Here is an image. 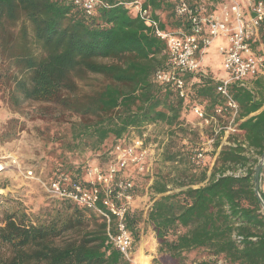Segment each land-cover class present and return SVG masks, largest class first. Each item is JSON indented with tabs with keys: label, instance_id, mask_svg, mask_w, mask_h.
<instances>
[{
	"label": "trees",
	"instance_id": "16d2710c",
	"mask_svg": "<svg viewBox=\"0 0 264 264\" xmlns=\"http://www.w3.org/2000/svg\"><path fill=\"white\" fill-rule=\"evenodd\" d=\"M104 1L107 5L88 17L70 0H0V84L8 88L11 111L26 116L30 104L37 103L44 115L69 124L63 135L68 154L51 179L60 174L84 178L90 163L76 165L70 154L100 151L107 163L115 144L163 125L162 161L187 167L177 168L171 178L136 169L125 173L134 182V198L148 194L152 201L146 216L139 209L127 215L134 243L151 228L160 264H186L193 253H198L195 264H264V210L253 178L258 159L242 145L223 146L210 174L208 167L191 164L203 139L188 122L191 106L198 103L212 113L223 101L219 81L196 76L190 101L173 85L156 82L155 72L167 59L165 42L126 7L133 0ZM192 1L212 12L226 0ZM144 6L162 29L189 31V23L176 16L173 0H144ZM261 40L264 44V27ZM251 82L252 88L233 83L230 92L240 105L237 128L262 156L264 77ZM24 128L23 120L11 117L0 129V144ZM251 161L248 174H225ZM0 198L8 203L0 220V264H130L93 211L49 198L27 212L22 203Z\"/></svg>",
	"mask_w": 264,
	"mask_h": 264
},
{
	"label": "built area",
	"instance_id": "2783aa9c",
	"mask_svg": "<svg viewBox=\"0 0 264 264\" xmlns=\"http://www.w3.org/2000/svg\"><path fill=\"white\" fill-rule=\"evenodd\" d=\"M70 1L88 17L98 7L107 5L104 0ZM173 2L176 16L189 23V31L162 29L160 20L155 17L152 9L144 6V0H133L125 5L131 12L139 15L151 34L166 44L165 66L156 70L154 80L173 85L179 97L185 101L191 100V87L200 73L207 49L216 39L224 40L219 45L218 52L223 57L226 76L215 79L219 81L217 92L223 101L214 107L212 113L198 103L191 106V112L197 118L194 127L199 126L203 138L193 150L191 164L197 169L208 167L210 174L221 148L237 145L246 148L247 154L257 158L259 162L261 156L248 147L244 134L237 128L240 105L230 92V86L237 83L252 88L253 78L264 77V44L261 40L264 0H226L217 11L212 12L192 0ZM188 75L193 77L187 80ZM146 140L147 133L144 137L131 138L128 143L115 144L112 158L105 165L91 164L81 180L60 174L57 178L44 182L35 177L32 170L25 172L27 177L41 182L50 197L68 199L100 216L106 222L111 243L130 260L134 238L127 225V215L135 198L134 182L125 173L132 169L146 175L150 173V152ZM216 142H219L217 148ZM16 162L13 161L14 164ZM7 166L0 162V173ZM252 167L251 161L236 169H228L225 174L244 176ZM260 191L264 210V166L260 175ZM25 205L27 212H31L32 208Z\"/></svg>",
	"mask_w": 264,
	"mask_h": 264
},
{
	"label": "rangeland",
	"instance_id": "374dc122",
	"mask_svg": "<svg viewBox=\"0 0 264 264\" xmlns=\"http://www.w3.org/2000/svg\"><path fill=\"white\" fill-rule=\"evenodd\" d=\"M219 46L216 42L209 47V52L217 53ZM220 69V68H219ZM222 74L226 72L221 68ZM8 88L4 83L0 84V129L4 123L11 117H19L25 123V128L14 139L0 144V162L8 165L0 174V195L3 198L15 200L24 205L28 204L30 208L36 210L46 201L52 198L45 191L42 183L27 177L25 170H32L35 177L40 178L44 182L51 180L55 169L60 166L62 159L67 153L64 147L65 127L68 123H61L58 120L44 115L40 106L37 103L30 104L29 113L26 116H20L19 113L11 111L8 104ZM27 106V104H25ZM194 112L188 115L189 124L194 127L197 123ZM70 119H75V116H69ZM190 120H192L190 122ZM197 131L199 126L194 127ZM146 145L149 149L148 164L150 165V173L147 175L154 176L157 172L171 178L177 168H185V162L179 165L173 163H164L162 161V146L166 141V128L163 125L149 126L147 131ZM195 143L199 142V138L189 135ZM188 137V138H189ZM113 138L106 141L110 146ZM187 142V139H185ZM181 141L178 142V145ZM199 142L198 144H200ZM197 144V145H198ZM174 146V145H173ZM70 161L74 164L86 162L91 164L105 165L103 157L100 156V151H87L81 155H68ZM212 156L210 155V159ZM13 161H17L16 164ZM18 165H20L18 167ZM211 170V169H210ZM152 201L148 194L139 195L132 203V210H143L146 216ZM8 207L0 198V220L3 217L4 211ZM158 242L151 228H148L144 233L141 231L140 240L135 242L132 248L130 264H143L144 260L147 264H160L158 253ZM198 253H193L186 264H195L194 258ZM204 255L201 254L200 258Z\"/></svg>",
	"mask_w": 264,
	"mask_h": 264
},
{
	"label": "crops",
	"instance_id": "0c3cea01",
	"mask_svg": "<svg viewBox=\"0 0 264 264\" xmlns=\"http://www.w3.org/2000/svg\"><path fill=\"white\" fill-rule=\"evenodd\" d=\"M214 42H216L217 46H219L224 43V40L221 38H218ZM222 67H223V57L219 54V52L217 53L209 52V48H208L204 55L202 65H201V70L199 74L203 75L204 77L206 76V77H210L213 79H221L224 76H226V73L224 75L221 73ZM198 79L200 78H196L194 79V81H197ZM194 119L197 120L196 117ZM191 121L192 120H190V122Z\"/></svg>",
	"mask_w": 264,
	"mask_h": 264
},
{
	"label": "water",
	"instance_id": "95a60500",
	"mask_svg": "<svg viewBox=\"0 0 264 264\" xmlns=\"http://www.w3.org/2000/svg\"><path fill=\"white\" fill-rule=\"evenodd\" d=\"M263 166H264V153L261 156V160L257 163L255 167L254 175H253L255 192L257 193V196L261 203H262V199H261V191H260V175H261Z\"/></svg>",
	"mask_w": 264,
	"mask_h": 264
},
{
	"label": "bare ground",
	"instance_id": "6f19581e",
	"mask_svg": "<svg viewBox=\"0 0 264 264\" xmlns=\"http://www.w3.org/2000/svg\"><path fill=\"white\" fill-rule=\"evenodd\" d=\"M143 261V264H147L144 260H142Z\"/></svg>",
	"mask_w": 264,
	"mask_h": 264
}]
</instances>
